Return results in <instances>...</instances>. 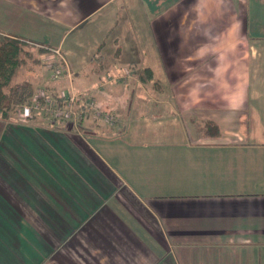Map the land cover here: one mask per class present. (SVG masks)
Masks as SVG:
<instances>
[{
    "label": "crops",
    "instance_id": "crops-1",
    "mask_svg": "<svg viewBox=\"0 0 264 264\" xmlns=\"http://www.w3.org/2000/svg\"><path fill=\"white\" fill-rule=\"evenodd\" d=\"M164 1L157 20L119 24L151 33L136 60L96 67L69 36L82 28L99 41L94 18L142 0H0V32L69 54L74 81L49 86L85 91L118 120L89 109L82 132L46 116L1 121L0 264H264V33L253 28L264 26V4L153 9ZM126 64L152 77L101 86Z\"/></svg>",
    "mask_w": 264,
    "mask_h": 264
},
{
    "label": "rangeland",
    "instance_id": "rangeland-1",
    "mask_svg": "<svg viewBox=\"0 0 264 264\" xmlns=\"http://www.w3.org/2000/svg\"><path fill=\"white\" fill-rule=\"evenodd\" d=\"M132 1H135V0H132ZM142 1H143V6H145V7H143V8L141 7V9L127 10L124 12L123 10H118V9H115V11H113L114 8L109 7L110 9L105 10L104 14H103V16L106 19L105 21L102 19V16H101V18L98 16H97V18H94V22L92 21L93 23L96 24L95 26H93L94 29H96V30L99 29L97 24L100 21H103V23H104V27H102L100 35H101V37L105 36V38H102V39L100 38L99 41L97 40L96 36H95V38H92V39L93 40L95 39L97 41H95V40L91 41V39H89L88 36L84 35L81 32L82 28H79L76 30V32H73V34H71L69 36L68 40L71 41V45H74V46H70V47L71 48L73 47L72 50L75 53V55H78V52L75 50V48H79L78 45H80V48L82 50L87 51L86 54L88 55L87 57L90 60H93V58H94V61H95L94 63H96L95 64L96 67L99 65H101V66H104V65L106 66V64L109 65V63L113 59H115L116 62H120V63H118L119 66H121V62H125L124 61L125 59L126 60H134V59L136 60L137 53H140V51H143L144 48L149 46V44H150L149 38L151 37L150 36L151 33L146 34L144 29H143L141 32V35L139 32H137L135 34L131 30L132 27L130 29H129V27H127L126 28L127 30L124 31L122 29V27H119V24L122 21L123 22L127 21V23H128V21H135L133 19V14H140L139 19H142V21L143 20L144 21H147V20L148 21H155L164 14L166 6L171 4L170 2L164 1V2H162V4H163L162 6L158 4L159 5L158 9H153V7H152L153 3L157 4V0H142ZM166 3H167V5H166ZM260 3L264 4V0H261ZM158 13H160V15H158ZM181 13H182L181 10L174 11L173 12V18L175 20L178 19L179 17H181L180 16ZM171 22H174V21H171ZM240 22H242V25H243V21H240ZM261 22L264 23V21H261ZM166 23L169 24L170 21H168ZM92 25H94V24H92ZM217 25H218V21H210L205 26V32L207 34H209L210 33L209 30L213 29L215 31L217 29ZM247 27H248V25L246 26V28ZM253 28L255 30H257L259 33L260 32L264 33V26L253 25ZM175 29H173V31ZM178 29L179 28H177V30ZM115 35H117L116 38L118 41L114 42V40H112V38ZM2 36H6V35L3 34L2 32H0V37H2ZM75 38H79L82 41L72 42V40ZM135 39H136V41H135ZM147 39H148V41H146ZM23 40H25L24 42L27 45L26 47L28 50L31 51L32 56L28 57L26 59V61L22 64V66L18 70L15 81H17V83H26V82L32 83L35 90H37L38 88L45 87L47 85H48L47 88L51 89V90L53 89V91L55 90V91L59 92L61 90H65V89L66 90H72L69 87L61 86V84H59V86L57 85V88L54 86H51V85H50L51 87L49 86V84H51L50 83L51 81H54V82L55 81H61V80H64V78H69V80L70 81L72 80V82L74 81L73 78L75 77V74H74L75 66L73 67L72 60H71L69 54H66L61 47H57L55 45L49 46L47 44L36 42L33 40H28V39H23ZM173 43L176 44V41L173 40ZM40 45H44L48 49L45 47H42V46L40 47ZM50 48H60L61 53L64 55V57L68 63V71L66 70V66L63 67V70H65V74L61 78H58V79H54L52 73H53L54 67L56 65L62 66L60 64L61 59L59 58L60 56H58V55L53 56L54 54L51 53L52 50H49ZM79 51H80V49H79ZM79 62H80V60H79ZM261 62H262V60H261ZM119 68H122L121 73H116L115 75H113V74L111 75V73H109L108 75H106L105 81H103L102 83H101V81H97V83L98 82L101 83V86H105V84L113 83V82L117 81V80H114L113 78L115 76L124 74V72L126 70L130 71V73L132 75L127 76L126 78L122 79L123 82L130 80L132 78H137V79L140 78V79L145 80V81L150 80L148 77L149 73H150L148 68L137 69L136 67H134L136 72L131 69V64H129V65L126 64V66H122ZM119 68L116 69L115 71H119L120 70ZM110 71H108V72H110ZM68 74H70V75H68ZM46 75H48L47 80H46V78H47ZM34 77L35 78L39 77L41 79L45 78L46 81H44V83L41 82L39 84V83H36L34 81V79H33ZM49 79H50V82H49ZM145 81H143V82H145ZM39 85H41V86L38 87ZM82 93L83 94H82L81 99H83V100L88 99L90 101H91V99H94V98H88L85 95V91H83ZM79 102L81 104L83 103L82 101H79ZM79 102H78V104H79ZM17 108H18L17 111H15V112L11 111L10 117L8 119H6V121H7L6 123H8V125H11L12 127H15L17 124L30 125V123L34 120L33 119L34 116H37V115L41 116V117L46 116V119L48 118L49 121L50 120L65 121L67 123H70L71 125H74V128L76 130L77 129L80 130L81 132L83 131L82 127H85V124H86V123L83 124V122L81 121L82 118L84 117V115L79 119V121L76 120L77 124H74V122H70V121L66 120L65 118H62L59 116L56 117L54 115L49 114L50 112L48 113L47 110H45L44 108H41L42 109L41 112L35 113L33 115V117H31V116L26 117L25 115L20 114V112H19L20 107H17ZM96 108H98V107L96 106ZM108 113L113 116V120L112 119H111L112 121L106 120L107 124L111 127L117 126L116 124L118 123V120L116 119L117 118L116 113L115 114H113L111 112H108ZM41 117H38V118H41ZM1 121L4 122L5 120H1ZM1 121H0V123H1ZM174 128L178 130V129H181L182 126L181 125H175Z\"/></svg>",
    "mask_w": 264,
    "mask_h": 264
},
{
    "label": "built area",
    "instance_id": "built-area-1",
    "mask_svg": "<svg viewBox=\"0 0 264 264\" xmlns=\"http://www.w3.org/2000/svg\"><path fill=\"white\" fill-rule=\"evenodd\" d=\"M41 46L45 47L44 45H40V47ZM49 50H52L51 53L54 54L53 56H60V64L62 66L56 65L54 67L52 75L54 79L61 78L65 74V70H63V67L66 66V70L68 71L67 60L61 53L60 48H50ZM130 75H132L130 71L126 70L124 74L115 76L113 79L122 81V79ZM82 94V92L74 91L73 88L72 90L65 89L59 92L55 90L53 91V89H48L47 87L38 88L34 92L33 96L27 102L20 106L19 112L26 117H33L35 113L41 112V108H44L48 113L50 112L49 114L51 115L65 118L66 120L77 124L76 120L79 121V119L86 114L87 110L93 109L97 116L104 117L107 121L113 120V116L111 114H109L108 112H103L100 109L96 108L95 99H91V101L88 99L83 100L81 99ZM79 101H82L83 103L81 104Z\"/></svg>",
    "mask_w": 264,
    "mask_h": 264
},
{
    "label": "trees",
    "instance_id": "trees-1",
    "mask_svg": "<svg viewBox=\"0 0 264 264\" xmlns=\"http://www.w3.org/2000/svg\"><path fill=\"white\" fill-rule=\"evenodd\" d=\"M24 41L9 35L0 37V121L8 119L10 112L17 111V107L27 102L36 91L32 83L15 81L22 64L32 56ZM148 77H152L151 71ZM205 125L207 132H219L215 123L207 121Z\"/></svg>",
    "mask_w": 264,
    "mask_h": 264
}]
</instances>
